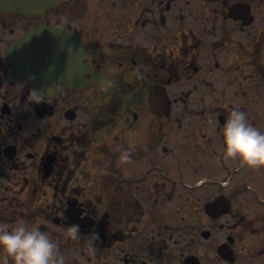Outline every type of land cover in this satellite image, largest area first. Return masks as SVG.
I'll use <instances>...</instances> for the list:
<instances>
[{
  "label": "flooded vegetation",
  "instance_id": "af4514ba",
  "mask_svg": "<svg viewBox=\"0 0 264 264\" xmlns=\"http://www.w3.org/2000/svg\"><path fill=\"white\" fill-rule=\"evenodd\" d=\"M232 107L264 130V0L3 8L0 220L66 264H264V166L224 152Z\"/></svg>",
  "mask_w": 264,
  "mask_h": 264
},
{
  "label": "clouds",
  "instance_id": "9594fccd",
  "mask_svg": "<svg viewBox=\"0 0 264 264\" xmlns=\"http://www.w3.org/2000/svg\"><path fill=\"white\" fill-rule=\"evenodd\" d=\"M34 98L38 101L39 94H34ZM218 130L227 156L250 166H264V130L249 122L246 111L232 107ZM131 158L128 149L121 151V160ZM67 234L80 239V225H67ZM98 238V234H90V254H95ZM0 264H66V257L58 241L39 224L29 225L21 220L10 226L0 220Z\"/></svg>",
  "mask_w": 264,
  "mask_h": 264
},
{
  "label": "water",
  "instance_id": "95a60500",
  "mask_svg": "<svg viewBox=\"0 0 264 264\" xmlns=\"http://www.w3.org/2000/svg\"><path fill=\"white\" fill-rule=\"evenodd\" d=\"M53 1L54 0H0V9L11 8L14 10H21L24 7L34 8L36 4H52Z\"/></svg>",
  "mask_w": 264,
  "mask_h": 264
}]
</instances>
